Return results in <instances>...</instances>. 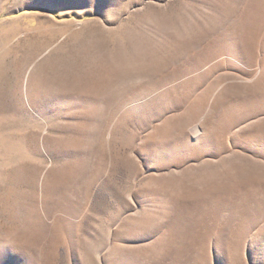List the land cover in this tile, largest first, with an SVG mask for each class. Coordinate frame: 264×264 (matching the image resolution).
<instances>
[{"label": "rangeland", "instance_id": "obj_1", "mask_svg": "<svg viewBox=\"0 0 264 264\" xmlns=\"http://www.w3.org/2000/svg\"><path fill=\"white\" fill-rule=\"evenodd\" d=\"M253 1L0 0V264H264Z\"/></svg>", "mask_w": 264, "mask_h": 264}, {"label": "bare ground", "instance_id": "obj_2", "mask_svg": "<svg viewBox=\"0 0 264 264\" xmlns=\"http://www.w3.org/2000/svg\"><path fill=\"white\" fill-rule=\"evenodd\" d=\"M251 1V0H250ZM256 3L258 2V4H260L259 3V1L260 0H254ZM253 1V2H254ZM252 2V8H251V6H250V9H249V11L247 12V20L246 19H244V20H246L247 22H243V23H241V24H238V25H236L235 24V26L232 28V34L230 35L231 36V39L233 38V37H235V36H237L236 38L238 39V36H240L241 34H244V31H242V29L243 28H248V32H246V33H249L250 31H253L254 30V28H253V30H250V26L252 25V23L255 21V22H257L256 20L258 19V18H260L261 16H263L262 15V10H260L259 8H262V6L264 7V3H263V5L261 6V4H260V6L261 7H259V5H258V7L257 6H255L256 5V3H253ZM249 4V3H248ZM257 7V8H256ZM244 18H246V17H244ZM241 19V18H240ZM263 19V18H262ZM237 20V19H236ZM261 20V19H260ZM241 21H243V20H241ZM234 22H236V21H234ZM240 22V21H239ZM251 23V25L249 26L248 24H250ZM232 25V24H231ZM230 25V27H232ZM261 25V24H260ZM253 26V25H252ZM255 26V25H254ZM263 26V25H262ZM242 28V29H241ZM262 28V27H261ZM228 29H229V27H228ZM256 29V28H255ZM257 30V29H256ZM246 31V30H245ZM258 31V30H257ZM262 31V30H261ZM264 31V30H263ZM228 32H229V30H228ZM231 33V32H230ZM254 33H256V32H254ZM229 34V33H228ZM250 34H252V32L251 33H249L248 35H250ZM260 35H261V33H259ZM227 35V34H226ZM230 36H228V38L230 37ZM246 36V35H245ZM222 37H224V35L222 36ZM252 37V36H251ZM253 37H255V35L253 36ZM258 37V35L256 36V38ZM226 38H227V36H226ZM259 38V37H258ZM257 38V39H258ZM222 39V38H221ZM256 39V40H257ZM223 40H228V39H225V37L223 38ZM233 40H235V38H233ZM242 40V39H241ZM252 39H250V41H251ZM253 40H254V38H253ZM259 40V39H258ZM258 40L256 41V42H258ZM229 42H230V40H228ZM249 41V42H250ZM255 41V40H254ZM253 41V42H254ZM262 41V40H261ZM239 42V41H238ZM238 42H236V43H238ZM252 42V41H251ZM223 43V42H222ZM225 43H227L226 41H225ZM224 43V44H225ZM236 43L234 44V45H236ZM241 43V42H240ZM226 45V44H225ZM229 45V44H228ZM252 45H253V43H252ZM221 46V45H220ZM228 47V46H227ZM226 47V48H227ZM230 47H232V46H230ZM235 47V46H234ZM253 47H255V46H253ZM253 47L251 46V45H244L243 47H241V49L244 51V50H246V51H248V52H251L252 51V49H253ZM264 47V46H263ZM221 48V47H220ZM225 48V47H224ZM223 49V48H222ZM229 49H231V48H229ZM240 49V48H239ZM240 49V50H241ZM257 49V48H256ZM227 50V49H226ZM241 50V51H242ZM255 50V49H254ZM236 51V50H235ZM241 51H240V53H241ZM234 52V51H233ZM205 53L206 52H204V53H200L197 57H196V59L194 58V63H200L201 61H202V59L205 57L204 55H205ZM232 53V52H231ZM216 54V53H215ZM239 54V53H238ZM255 54H256V52H255ZM209 55V54H208ZM211 55V54H210ZM217 55V54H216ZM233 55V54H232ZM255 56V55H254ZM245 58V57H244ZM209 59H207L206 61H208ZM193 63V64H194ZM257 85V84H256ZM259 86V85H258ZM239 91V90H238ZM258 91V90H257ZM263 92V91H262ZM238 93V92H237ZM248 93V92H247ZM253 93H256V91H254ZM255 97H256V95H255ZM262 97V96H261ZM251 98V97H250ZM259 98V97H258ZM252 99V98H251ZM264 99V98H263ZM262 99V100H263ZM248 100H249V98H248ZM256 100V99H255ZM261 100V99H260ZM247 101V100H246ZM253 101V100H252ZM259 101V100H258ZM248 102V101H247ZM250 102V101H249ZM260 103H261V101H259ZM242 103H244V102H242ZM246 103V102H245ZM245 103H244V105H245ZM257 103V102H256ZM251 104H254V103H251ZM240 105V104H239ZM247 105V104H246ZM241 106V105H240ZM252 106V105H251ZM255 106V105H254ZM259 106V105H258ZM242 107H243V105H242ZM260 107H261V105H260ZM250 108V107H249ZM263 108V107H262ZM244 109H245V107H244ZM246 111V110H245ZM252 114H254L253 112H251ZM257 114V113H256ZM248 115H249V112H248ZM251 116V115H250ZM236 118V117H235ZM239 122V121H238ZM199 127H197L196 128V130H197V132H199V129H198ZM255 129H256V127H255ZM258 130V132H259V134L261 135L262 134V136L264 137V127H262V128H258L257 129ZM196 134V133H195ZM248 134V133H247ZM252 134H253V136L254 137H256V138H259V135L257 134V132H256V130H254V131H252ZM248 137V136H247ZM252 138V137H251ZM253 139V138H252ZM255 139V138H254ZM253 139V141H255ZM261 140H264V139H261ZM243 142V141H242ZM258 142H260V141H258ZM262 142V141H261ZM264 142V141H263ZM263 145V144H262ZM246 186H249V188L248 187H246ZM264 187H262V186H259L258 185V183L256 184V181H255V179H254V177H248V176H243L242 177V179L239 181V182H237V183H228V184H225V185H220V186H215V187H211V188H207L206 189V193H207V195L205 196V194H201V196L202 197H204L202 200H200L199 202H196L195 203V205H194V207H196L197 209H201V208H203V207H206V205L209 203V202H213L216 206H218L216 203H218V204H220L221 206H223V207H229L230 205H235V206H237V205H242L243 206V208H244V210H250V208L252 209V208H254V206H255V208H257V205H259L260 204V202H258L257 204H256V202H255V200H251V199H249V198H253L254 197V194L253 193H255L256 191H259V190H261V189H263ZM235 191V192H234ZM234 192V194L236 195V196H234V199H233V201H232V198H233V196H229V194L230 193H233ZM261 194H262V192H261ZM244 198V200H245V203H243L241 200ZM254 199V198H253ZM200 205V206H199ZM253 210V209H252ZM256 210V209H255ZM251 211V210H250Z\"/></svg>", "mask_w": 264, "mask_h": 264}]
</instances>
